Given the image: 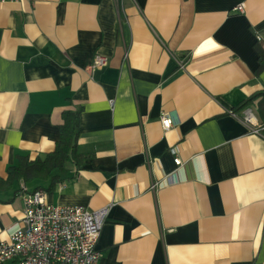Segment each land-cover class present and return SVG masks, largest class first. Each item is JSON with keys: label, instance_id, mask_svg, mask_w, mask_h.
<instances>
[{"label": "crops", "instance_id": "obj_1", "mask_svg": "<svg viewBox=\"0 0 264 264\" xmlns=\"http://www.w3.org/2000/svg\"><path fill=\"white\" fill-rule=\"evenodd\" d=\"M258 43L264 0L0 3V177L16 153L52 151L62 110L81 107L87 158L43 192L110 205L99 264H264V124L256 104L234 111L264 89ZM22 184L48 181L0 190L1 240L21 227Z\"/></svg>", "mask_w": 264, "mask_h": 264}, {"label": "built area", "instance_id": "obj_2", "mask_svg": "<svg viewBox=\"0 0 264 264\" xmlns=\"http://www.w3.org/2000/svg\"><path fill=\"white\" fill-rule=\"evenodd\" d=\"M17 0H0V3ZM242 5L234 10L242 11ZM107 59L95 54L90 68L105 66ZM244 120L257 125L250 109ZM160 122L164 130L172 124V118L162 114ZM257 131V130H255ZM175 165L181 164L179 157ZM154 187V185H152ZM23 214L21 227L8 240L0 239V264H99L97 241L110 205L89 209L80 205H54L45 200L43 191L21 185Z\"/></svg>", "mask_w": 264, "mask_h": 264}, {"label": "trees", "instance_id": "obj_3", "mask_svg": "<svg viewBox=\"0 0 264 264\" xmlns=\"http://www.w3.org/2000/svg\"><path fill=\"white\" fill-rule=\"evenodd\" d=\"M259 66L257 73L264 68V45L258 43ZM256 104V111L261 123L264 124V89L254 92L243 99L234 111H240ZM81 107L65 108L61 112L58 125V137L54 149L42 157L29 158L27 154L16 153L15 162L8 166L6 178L0 177V190H7L17 181L31 183L36 180L48 181L45 187H34L32 190L49 191L59 181V175L72 163L80 169L87 155L78 150L79 114Z\"/></svg>", "mask_w": 264, "mask_h": 264}]
</instances>
